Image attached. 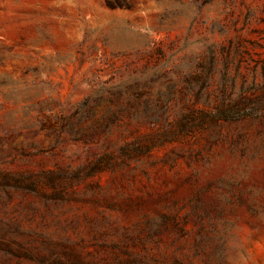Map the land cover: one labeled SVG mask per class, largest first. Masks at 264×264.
Masks as SVG:
<instances>
[{
    "label": "rangeland",
    "instance_id": "obj_1",
    "mask_svg": "<svg viewBox=\"0 0 264 264\" xmlns=\"http://www.w3.org/2000/svg\"><path fill=\"white\" fill-rule=\"evenodd\" d=\"M0 201L81 264H264V0H0Z\"/></svg>",
    "mask_w": 264,
    "mask_h": 264
},
{
    "label": "trees",
    "instance_id": "obj_2",
    "mask_svg": "<svg viewBox=\"0 0 264 264\" xmlns=\"http://www.w3.org/2000/svg\"><path fill=\"white\" fill-rule=\"evenodd\" d=\"M4 204L0 201V208ZM10 257L25 258L35 264L82 263L69 244L26 233L16 221L0 217V264Z\"/></svg>",
    "mask_w": 264,
    "mask_h": 264
}]
</instances>
